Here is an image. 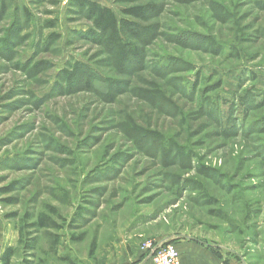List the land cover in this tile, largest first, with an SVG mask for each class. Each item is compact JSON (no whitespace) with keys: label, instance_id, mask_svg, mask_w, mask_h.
<instances>
[{"label":"rangeland","instance_id":"374dc122","mask_svg":"<svg viewBox=\"0 0 264 264\" xmlns=\"http://www.w3.org/2000/svg\"><path fill=\"white\" fill-rule=\"evenodd\" d=\"M94 1L157 4L125 16L142 67L116 69L68 0H0V231L18 263L101 264L180 235L257 254L264 109L236 121L222 101L264 89V0Z\"/></svg>","mask_w":264,"mask_h":264},{"label":"trees","instance_id":"16d2710c","mask_svg":"<svg viewBox=\"0 0 264 264\" xmlns=\"http://www.w3.org/2000/svg\"><path fill=\"white\" fill-rule=\"evenodd\" d=\"M68 3L85 11L94 30L102 37L104 45L111 50L112 63L116 69L122 71L127 66H133L135 61L132 62V60L134 59L138 61V68L143 66V63L140 61L143 58V54H140L141 47L138 44L127 41L126 38L129 35L134 36L138 34L137 30H142L144 27H141L142 25L135 21L127 19L125 16L145 20L148 14L157 11L158 6L155 2L130 5L122 8L118 13L94 0H68ZM251 92V89H242L237 95H234L232 100L223 99L222 103H225L227 106V114L230 112L228 117L243 121L250 117L253 112L264 109V89L258 92ZM105 93L107 95L110 94L108 91ZM251 119L255 118L251 116ZM260 119L264 120V114L261 115ZM230 127L234 128V124H230ZM50 222L46 216L41 215L38 217L36 224L41 228L54 226ZM35 240L32 237L30 241L25 243L28 250L35 249L37 243ZM14 253L15 249L8 247L1 255V264H10ZM63 260H67L69 264H75L73 261L66 259V257H63Z\"/></svg>","mask_w":264,"mask_h":264},{"label":"crops","instance_id":"0c3cea01","mask_svg":"<svg viewBox=\"0 0 264 264\" xmlns=\"http://www.w3.org/2000/svg\"><path fill=\"white\" fill-rule=\"evenodd\" d=\"M264 88V83L259 85ZM8 229L0 231V264L1 255L8 247H12V233ZM173 242L179 252L180 264H264V244L260 251L251 253L247 258L242 256L239 248H232L223 242L205 240L187 235L176 236ZM101 264H153L149 256L138 246L124 245L119 252L110 253L100 262ZM10 264H19L18 257L14 253ZM93 264V263H92Z\"/></svg>","mask_w":264,"mask_h":264},{"label":"built area","instance_id":"2783aa9c","mask_svg":"<svg viewBox=\"0 0 264 264\" xmlns=\"http://www.w3.org/2000/svg\"><path fill=\"white\" fill-rule=\"evenodd\" d=\"M142 249L153 264H180L179 252L174 243L158 242L152 245L146 243Z\"/></svg>","mask_w":264,"mask_h":264}]
</instances>
